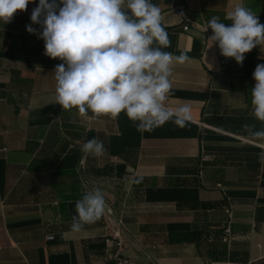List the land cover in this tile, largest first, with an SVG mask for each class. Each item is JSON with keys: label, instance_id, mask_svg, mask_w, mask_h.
<instances>
[{"label": "crops", "instance_id": "0c3cea01", "mask_svg": "<svg viewBox=\"0 0 264 264\" xmlns=\"http://www.w3.org/2000/svg\"><path fill=\"white\" fill-rule=\"evenodd\" d=\"M38 2L0 23V264L105 263L104 215L70 230L86 190L83 161L92 188L124 222L128 264H264V142L242 127L264 126L250 114L264 48L246 53L240 66L220 54L207 28L213 16L230 23L226 13L241 2L264 24V0H152L170 41L162 50L190 57L173 66L167 105H189L192 119L151 132L138 131L124 112L82 116L55 103L61 61L44 55V41L26 30ZM93 137L106 148L100 158L81 151ZM228 206L230 243L222 240Z\"/></svg>", "mask_w": 264, "mask_h": 264}, {"label": "clouds", "instance_id": "9594fccd", "mask_svg": "<svg viewBox=\"0 0 264 264\" xmlns=\"http://www.w3.org/2000/svg\"><path fill=\"white\" fill-rule=\"evenodd\" d=\"M33 2L0 0V23H10ZM225 19L230 23L221 22L219 16L208 21L212 31L208 39L223 57L242 66L246 53L257 46L264 48V24L242 2ZM30 20L26 30L44 41V55L61 61L53 73L55 103L62 109L113 118L124 112L141 132H151L169 121L179 127L191 121L189 105H167L173 66L189 62L190 57L162 50L170 41L162 10L152 0H39ZM33 25H39V30ZM252 77L250 114L264 125V63L256 65ZM242 127L250 138L264 142V126L258 130L254 125ZM81 151L100 158L106 148L93 137L82 143ZM258 159L264 163V151ZM106 209L99 187L85 190L75 203L70 230L81 231L98 221Z\"/></svg>", "mask_w": 264, "mask_h": 264}, {"label": "built area", "instance_id": "2783aa9c", "mask_svg": "<svg viewBox=\"0 0 264 264\" xmlns=\"http://www.w3.org/2000/svg\"><path fill=\"white\" fill-rule=\"evenodd\" d=\"M175 9L177 10L178 15L183 19H187V9L182 4L175 5ZM33 9H31L30 12H32ZM22 12H17L15 15H21ZM184 30H188V25L183 26ZM80 169L82 170V181L84 184L85 189H91L92 184L91 180L87 178V176L84 174V161L81 163ZM107 209L104 213V219L106 221L107 226L110 228V233L106 237L105 242L107 247L110 249L108 251V257L105 260L104 264H128V259L125 257V255L122 252L123 243L121 241V235L124 231V222L120 217H117L111 207V205L106 202ZM225 212L227 214V222L223 229V236L222 240L226 243H230L232 241V218H233V211L231 206H228L225 208ZM49 239L53 238V236H49ZM116 247V249H114Z\"/></svg>", "mask_w": 264, "mask_h": 264}]
</instances>
